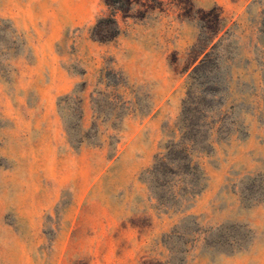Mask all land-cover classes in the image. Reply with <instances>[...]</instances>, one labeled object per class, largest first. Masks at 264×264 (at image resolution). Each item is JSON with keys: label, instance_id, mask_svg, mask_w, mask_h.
Masks as SVG:
<instances>
[{"label": "rangeland", "instance_id": "rangeland-1", "mask_svg": "<svg viewBox=\"0 0 264 264\" xmlns=\"http://www.w3.org/2000/svg\"><path fill=\"white\" fill-rule=\"evenodd\" d=\"M52 54L89 71L86 132ZM48 95L104 149L50 157L15 125L53 121ZM0 264H264V0H0Z\"/></svg>", "mask_w": 264, "mask_h": 264}, {"label": "crops", "instance_id": "crops-1", "mask_svg": "<svg viewBox=\"0 0 264 264\" xmlns=\"http://www.w3.org/2000/svg\"><path fill=\"white\" fill-rule=\"evenodd\" d=\"M50 47H55V40H50L49 43ZM49 73L47 74L48 77L52 78L54 84H57L61 90H68L73 85L78 82L82 81L84 83L83 86V99L81 104H83V110L85 111V116L83 113V121H79V127L81 132H86L88 129L91 128L95 121H84L89 119L88 111L90 109L89 105V92H90V78L88 76L89 71H85L80 74L69 73L64 66L61 64L59 55L52 54L51 61L49 62L48 69ZM46 103L43 105V110L45 115L51 117L53 121H13L16 126L23 125L24 132L27 133H34L37 136H40V141L43 143V149L50 150L51 154L50 157L57 156L58 149L64 148L65 151L68 153H72L76 157L80 159H84L87 156H90L92 153L100 152L103 148V145H97L92 143L91 141L83 138L79 140L75 144H71L69 142V134L67 129L65 128V124L63 121H59L55 114L54 105L51 100L50 95L45 98ZM125 125L127 124V128H123V134L121 137L117 139L116 147H120V143L122 147L119 151V155L122 158V155H126L127 152L130 150H134L136 146V141H139V137L141 135V128L142 125L139 121L133 125V121H123ZM123 142V143H122ZM75 153V154H74ZM145 156H150L147 154ZM133 171V170H132ZM128 169V173L132 172Z\"/></svg>", "mask_w": 264, "mask_h": 264}, {"label": "trees", "instance_id": "trees-1", "mask_svg": "<svg viewBox=\"0 0 264 264\" xmlns=\"http://www.w3.org/2000/svg\"><path fill=\"white\" fill-rule=\"evenodd\" d=\"M103 20L104 19L101 18L97 22V25L99 23H101ZM108 20H109V23L112 24V31H102V33H100L101 34L100 35L101 37H98L97 39H94V40H97L98 42H107V41H110V40H112V39H114L116 37V35L118 34V28H117L116 20L114 18H110Z\"/></svg>", "mask_w": 264, "mask_h": 264}]
</instances>
